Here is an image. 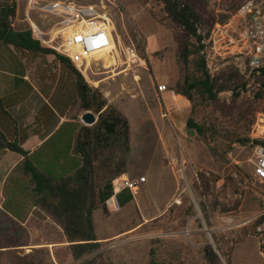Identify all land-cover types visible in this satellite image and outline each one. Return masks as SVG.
Returning <instances> with one entry per match:
<instances>
[{"label": "rangeland", "instance_id": "rangeland-1", "mask_svg": "<svg viewBox=\"0 0 264 264\" xmlns=\"http://www.w3.org/2000/svg\"><path fill=\"white\" fill-rule=\"evenodd\" d=\"M47 1L56 0H39V3L44 5ZM75 1L81 5L105 6L104 11L114 24L116 40L113 47L116 46L119 53L117 60L107 64L102 56L96 54L78 70L92 89L98 90L104 97L107 93L108 97L118 99V110L130 124L127 170L131 176L146 180L135 190L134 203L121 207L119 212L107 206L111 217L123 222L116 228L139 223L141 218L155 217L176 198L174 206L164 217L166 220L179 219V225L171 227L169 221L164 222L167 224L163 225V234L180 231L189 236L193 229H202L206 235L203 241L214 249L219 264H264V250L259 247L254 235L255 223L259 215L264 214V185L254 176L251 143L254 126L264 118V96L257 99V95L253 97L246 92L240 93L238 90L245 87L235 89L236 83L231 84V90L220 93L215 90L216 103L209 102L208 96L202 93H193L194 104H191L189 119L201 127L204 136L198 130L188 128L184 136L172 131L175 142L163 147L157 126L169 129L171 120L160 118V101L156 98L160 93L158 87L163 78L171 85H167L168 89L177 91V87L185 81L186 72L178 61L174 31L161 22L164 19L162 4L159 0H117L116 5L106 0ZM200 1L208 13L215 15L213 26L203 25L206 36L210 37L216 25L230 22L247 0ZM10 2L16 8V16L10 18L16 30H31V24H35L44 33V21L45 31L48 32L44 38L51 39L50 33L59 21L57 18L30 9L24 0ZM223 17H228V20L219 22ZM63 42L62 38L59 39L55 47L58 49ZM127 47H135L143 61L128 64L121 52V48ZM209 48L212 57L209 65L202 49L199 55L211 79L222 76L228 70L238 72L233 62L222 58L225 57V49L221 43L211 42ZM55 51L61 54L62 50ZM220 54L223 56L220 57ZM240 140L247 142L242 144ZM161 158L173 172L161 165ZM16 159L18 156L15 154L3 158L0 180ZM201 177L208 182L207 189ZM177 200L181 201L180 204ZM224 209L228 212H223ZM103 217L102 209L94 214L96 221ZM191 219L195 220L194 226L189 228L186 221ZM156 223L153 221L147 226L150 229L148 236L153 237ZM9 228L10 223L0 212V236ZM28 232L31 246L22 249L20 256L32 255L44 264L67 262V252L60 251V248L55 250V247L68 246L62 229L52 220L34 215L28 224ZM212 236L218 240L225 256L217 249ZM1 259L2 264L12 261L7 256ZM193 263L199 264L195 260Z\"/></svg>", "mask_w": 264, "mask_h": 264}, {"label": "trees", "instance_id": "trees-1", "mask_svg": "<svg viewBox=\"0 0 264 264\" xmlns=\"http://www.w3.org/2000/svg\"><path fill=\"white\" fill-rule=\"evenodd\" d=\"M159 2L164 13L161 22L174 31L178 61L186 72L184 83L175 91L177 95L194 104L193 93H202L208 96L209 102L216 103L215 90L218 93L231 90L232 83H236L235 89L245 87L241 75L236 71L228 70L222 76L211 79L205 70V63L199 55L203 45L198 30L205 24L213 26L216 19L200 0ZM15 16V5L10 0H0V41L20 51L56 56L75 77L82 109L94 113L98 121L92 127L69 124L35 154L0 136V150H9L23 158L5 186L2 213L10 223V228L0 236V259L7 256L12 260L10 264H44L32 255L20 256L22 249L31 246L28 227L23 224L29 223L34 215H39L52 220L62 229L69 245L68 251L79 262L101 247L97 243L93 217L98 209L107 213V203L114 195L115 180L127 174L130 124L98 90L87 84L70 59L43 47L42 42L35 39L32 30H16L10 23V18ZM227 20L228 17H223L219 22L225 23ZM260 81L262 89L257 99L264 96V73ZM187 128L198 130L204 136L203 130L193 119L188 120ZM239 142L245 144L247 141ZM201 179L207 189L208 182L205 177ZM117 199L120 206L125 207L134 201V196L130 191H123ZM215 208L216 204L213 206ZM223 212L228 210L224 209ZM263 222L264 217H260L255 226ZM212 237L217 249L225 256L216 237ZM167 250L168 243L152 240L148 264H176L175 258L168 257ZM203 253L207 264H219L211 246H206ZM84 264L106 263H98L93 259Z\"/></svg>", "mask_w": 264, "mask_h": 264}, {"label": "crops", "instance_id": "crops-1", "mask_svg": "<svg viewBox=\"0 0 264 264\" xmlns=\"http://www.w3.org/2000/svg\"><path fill=\"white\" fill-rule=\"evenodd\" d=\"M42 26L44 33L47 34L44 21ZM43 47L53 49L45 44ZM160 82L161 85L166 84L171 87L168 80L162 78ZM171 91L175 92L169 88V92L156 95L160 101L158 107L161 120H165L163 115L167 112L171 120L169 129L163 125L157 126L163 147L175 142L176 138L172 137V131L184 136L191 114L190 102L176 93L172 95ZM104 95L109 105L120 110L117 98L108 97L107 93ZM86 113L82 109L74 75L56 56L20 51L0 41V136L9 143H17L30 154H35L69 124L85 126L82 123V117ZM10 154L15 153L0 150V162ZM15 155L18 159L14 160L12 167L0 180L1 213L5 186L23 161L20 155ZM160 163L164 168L169 169L162 158ZM126 175L131 176L128 170ZM131 178L137 179L136 176ZM175 199L162 213L158 212L159 214L151 218H141L139 223L127 225L126 228H116L123 222L112 218L110 212L103 211L104 217L100 220L96 221L93 217L95 235L97 243L101 246L100 249L78 262L68 251V244V247H55V250L60 248V251L67 252V262L56 261V264H84L93 259H96L98 263L106 264H148L151 240L155 239L168 243V257L175 258L176 264H194V260L199 264H206L203 249L208 246V243L203 241L204 230L193 229L189 236L180 231L163 234V225L167 224L164 222L169 221L171 227L179 225V219L166 220L164 217L174 206ZM153 221L157 223L153 227L152 237L147 235L150 230L147 226ZM194 221V219L187 220L186 226L193 227ZM28 224L27 221L23 225L28 227Z\"/></svg>", "mask_w": 264, "mask_h": 264}, {"label": "built area", "instance_id": "built-area-1", "mask_svg": "<svg viewBox=\"0 0 264 264\" xmlns=\"http://www.w3.org/2000/svg\"><path fill=\"white\" fill-rule=\"evenodd\" d=\"M30 9L41 12L44 15L57 18L54 29L50 33L51 39L45 40L43 33L35 24H31L34 37L42 40L44 44L55 50H62L61 55L67 57L79 69L85 66L91 59L103 51L112 49V60L118 58V50L115 45V27L105 6L81 5L75 0L69 1H47L44 5L39 0H24ZM112 5L117 0H106ZM202 37V54L206 57L209 65L211 53L209 44L221 43L224 46L222 58L233 62L237 71L245 81V88L238 90L240 93H248L255 97L262 89L260 78L264 73V0H247L237 15L227 24H217L212 35L206 36L204 27L198 30ZM48 34V33H47ZM63 39L59 48L55 47L56 41ZM121 52L128 64L141 63L143 60L137 54L135 47L121 48ZM60 54V53H59ZM95 55V56H94ZM160 93L169 92L166 85L158 87ZM172 95L175 92L171 91ZM169 120L168 112L163 115ZM253 145V166L254 176L264 185V118L260 119L253 128L251 134ZM146 182L145 178L131 179L122 175L115 180L114 195L108 201L107 206L114 212H119L121 206L118 202V195L123 191L135 190ZM177 200V204H180ZM264 217V214L259 215ZM254 235L259 247L264 250V222L254 229Z\"/></svg>", "mask_w": 264, "mask_h": 264}, {"label": "water", "instance_id": "water-1", "mask_svg": "<svg viewBox=\"0 0 264 264\" xmlns=\"http://www.w3.org/2000/svg\"><path fill=\"white\" fill-rule=\"evenodd\" d=\"M98 119L96 117V115L92 112H87L85 115H83L82 117V123L87 126V127H92L97 123ZM191 134L193 135L194 133L191 132ZM207 233L210 234L209 230H206Z\"/></svg>", "mask_w": 264, "mask_h": 264}, {"label": "bare ground", "instance_id": "bare-ground-1", "mask_svg": "<svg viewBox=\"0 0 264 264\" xmlns=\"http://www.w3.org/2000/svg\"><path fill=\"white\" fill-rule=\"evenodd\" d=\"M111 50L112 49H109L107 51H103V52L99 53V56H102V58L104 59V62L107 63V64H112L113 63Z\"/></svg>", "mask_w": 264, "mask_h": 264}]
</instances>
